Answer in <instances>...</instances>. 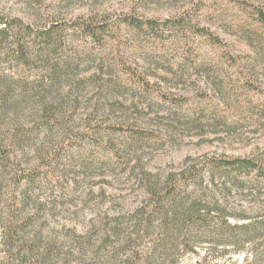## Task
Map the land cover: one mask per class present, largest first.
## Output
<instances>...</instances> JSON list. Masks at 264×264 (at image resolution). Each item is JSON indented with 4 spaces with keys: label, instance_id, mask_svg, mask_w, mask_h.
Here are the masks:
<instances>
[{
    "label": "rangeland",
    "instance_id": "374dc122",
    "mask_svg": "<svg viewBox=\"0 0 264 264\" xmlns=\"http://www.w3.org/2000/svg\"><path fill=\"white\" fill-rule=\"evenodd\" d=\"M0 14L56 37L28 38L26 58L14 40L0 43V140L14 142L11 156L0 157V201L23 200L15 220L27 221L24 243L35 242L30 264H141L145 186L177 177L190 159L264 150V27L232 1L0 0ZM126 15L183 16L187 25L152 38ZM83 21L99 25V36L82 33ZM41 157L47 165L34 181L9 183L10 171L33 169ZM209 179L194 176L195 195ZM233 206L261 219L256 206ZM179 244H160L147 264L245 262L243 254L220 257L213 244L194 252Z\"/></svg>",
    "mask_w": 264,
    "mask_h": 264
},
{
    "label": "trees",
    "instance_id": "16d2710c",
    "mask_svg": "<svg viewBox=\"0 0 264 264\" xmlns=\"http://www.w3.org/2000/svg\"><path fill=\"white\" fill-rule=\"evenodd\" d=\"M230 1L247 13L255 23L264 27L263 6L246 0ZM123 20L133 30L159 39H167L176 32L185 31L187 25L183 16L160 20L126 15ZM98 26L88 21L80 23L81 32L94 38L99 36ZM195 28L202 36L217 41L206 28ZM54 35L55 32L50 27L38 29L22 19H9L0 14V43L14 40L16 52L21 58L27 57L28 38L48 44L56 38ZM115 129L126 130L137 136L145 135L139 129H125L123 126ZM6 142L9 143L0 140L1 159L12 154L10 149L14 142L11 139ZM53 156L54 159L55 153ZM46 163L45 158L41 157V162L33 169L24 172L17 170L15 173L10 171L9 183L17 189L23 182L34 181L46 167ZM5 169L6 163H0V193L7 180L4 177ZM198 173L202 182L210 174L206 184L200 183L203 189L201 195H195L194 176ZM144 189L147 191V198L140 205L136 220L137 238L145 243L142 251H139L141 264L150 262L148 256L160 244L165 246L176 239L180 242L178 247L186 252H194L203 243L211 244L210 247L213 244L214 249L222 247V258L243 254L244 264H264V246L261 243L264 238V150L261 154L244 157L210 156L190 159L177 177L175 172L171 173L162 182L147 185ZM208 190H211L210 195H207ZM13 197L16 202H12L11 206L6 201H0V205H9L0 215V264H16L15 261H19L18 264H30L28 260L35 252V242L24 243L27 221L15 220L17 207L23 200L17 194ZM242 202L259 208L261 219L245 214L242 208H234L235 203ZM205 257L204 254L203 259Z\"/></svg>",
    "mask_w": 264,
    "mask_h": 264
}]
</instances>
